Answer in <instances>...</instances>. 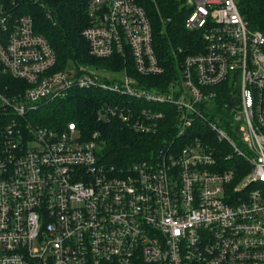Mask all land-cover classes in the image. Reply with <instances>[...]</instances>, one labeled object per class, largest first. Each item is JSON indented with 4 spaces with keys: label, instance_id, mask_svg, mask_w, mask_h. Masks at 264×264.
Instances as JSON below:
<instances>
[{
    "label": "built area",
    "instance_id": "2783aa9c",
    "mask_svg": "<svg viewBox=\"0 0 264 264\" xmlns=\"http://www.w3.org/2000/svg\"><path fill=\"white\" fill-rule=\"evenodd\" d=\"M18 1L41 2L0 0V264H264V33L236 0H183L205 47L178 61L165 90L54 70L55 50ZM88 16L94 56L165 73L137 0H90ZM226 81L229 111L200 125ZM97 86L172 104L177 137L123 168L103 161L99 131L85 140L74 121L62 132L31 123L44 102ZM151 106L105 104L97 119L154 133L164 113Z\"/></svg>",
    "mask_w": 264,
    "mask_h": 264
},
{
    "label": "trees",
    "instance_id": "16d2710c",
    "mask_svg": "<svg viewBox=\"0 0 264 264\" xmlns=\"http://www.w3.org/2000/svg\"><path fill=\"white\" fill-rule=\"evenodd\" d=\"M90 0H41V2L18 1L21 13L30 14L36 23V29L43 34L57 55V65L54 70L64 69L73 63L78 66L87 64L103 66L113 69L114 58L124 57L115 55L111 57H95L90 52V44L83 36V30L89 25L88 4ZM145 9L153 29V47L158 58L166 67L162 75L144 76L137 72L132 62L130 73L137 81L136 86L153 85L163 90L168 82L177 74L178 61L188 54L201 51L204 47L202 30H191L186 27L190 14L189 6L182 0H137ZM241 14L253 29H259L264 33V0H236ZM51 10L57 21L54 24L47 17ZM182 49L178 58L174 52ZM127 64V63H126ZM8 81H14L5 77ZM228 81L224 83L222 93L217 99L218 105L211 113L206 112L200 125L206 126L207 120L214 119L215 115L229 111L224 102H231V88ZM222 87V86H221ZM220 87V88H221ZM233 93H238L235 90ZM127 103L132 109L153 107L164 113L161 120V128L154 133H142L128 127L126 123H104L98 121L97 111L105 104ZM176 109L172 104H152L145 99L132 95H120L103 87L71 88L66 95L44 102L37 110L33 111L30 121L35 126L48 127L62 132L68 127V123L74 121L84 133L85 140H91L94 132L99 131V142L102 148L99 152L103 161L108 166L126 168L135 161L152 158L155 153L167 144L166 139L177 137L174 130V116ZM22 128L26 127V121H19ZM235 159V157H234Z\"/></svg>",
    "mask_w": 264,
    "mask_h": 264
},
{
    "label": "rangeland",
    "instance_id": "374dc122",
    "mask_svg": "<svg viewBox=\"0 0 264 264\" xmlns=\"http://www.w3.org/2000/svg\"><path fill=\"white\" fill-rule=\"evenodd\" d=\"M90 2V1H89ZM183 2V0H182ZM184 3V2H183ZM185 4V3H184ZM89 6V4H88ZM52 21V20H51ZM53 22V21H52ZM57 22V21H56ZM56 24V23H55ZM89 25H90V19H89ZM88 25V26H89ZM87 26V27H88ZM86 27V28H87ZM187 27V26H186ZM85 28V29H86ZM84 29V30H85ZM83 30V32H84ZM192 30V29H191ZM195 30V29H193ZM259 30V29H258ZM84 36V34H83ZM85 37V36H84ZM86 39V38H85ZM88 41V40H87ZM89 43V42H88ZM130 47V46H129ZM91 52V51H90ZM92 54V53H91ZM93 55V54H92ZM94 56V55H93ZM96 57V56H95ZM127 63V64H126ZM130 59L128 60L126 57H124V60L123 59H119V58H114L113 59V64L115 66H120L119 67H115L113 69H107L103 66H95V65H87V64H83V65H80L82 67H85L86 70L88 71H91V72H94L96 74H98L99 76H106L107 78H109L110 80H113V78H116V79H120V78H123L125 77L126 75H129L131 76L132 78H134V75H131L130 73V69L132 67V70H134L135 72V69L133 68V66L130 64ZM129 65H131V67H129ZM67 66H77V67H80L76 64H69ZM222 93V92H221ZM232 102V101H231ZM247 180V179H246ZM245 180V181H246Z\"/></svg>",
    "mask_w": 264,
    "mask_h": 264
}]
</instances>
